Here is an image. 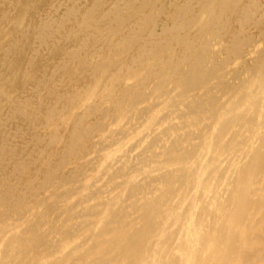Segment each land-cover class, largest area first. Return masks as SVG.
<instances>
[{
	"label": "bare ground",
	"instance_id": "obj_1",
	"mask_svg": "<svg viewBox=\"0 0 264 264\" xmlns=\"http://www.w3.org/2000/svg\"><path fill=\"white\" fill-rule=\"evenodd\" d=\"M0 264H264V0H0Z\"/></svg>",
	"mask_w": 264,
	"mask_h": 264
}]
</instances>
